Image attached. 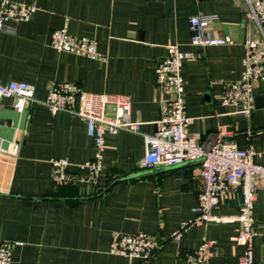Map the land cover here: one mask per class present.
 Returning a JSON list of instances; mask_svg holds the SVG:
<instances>
[{
	"label": "crops",
	"instance_id": "crops-1",
	"mask_svg": "<svg viewBox=\"0 0 264 264\" xmlns=\"http://www.w3.org/2000/svg\"><path fill=\"white\" fill-rule=\"evenodd\" d=\"M34 4L28 21L9 20L0 29V81H22L35 88V102L19 113L14 99L0 108V141L18 147L13 157L0 153V239L15 243L12 264H187L188 254L210 241V264H238L245 246L237 240V223L195 222L200 193L198 162L141 169L143 134H154L162 94L157 88L158 60L169 47L200 54L185 60L186 114L189 131L212 147L221 132L225 141L255 152L264 166V81L254 88L255 108L245 118L224 106V85L239 80L245 41L260 37L246 17L247 0H12ZM217 17L208 37L232 43L191 45L189 19ZM97 42L101 60L61 52L50 45L55 30ZM75 83L84 92L127 96L131 118L141 133L121 130L105 137L104 167L94 186L53 182L52 159L67 158L70 171L95 153L92 128L66 112L52 115L42 104L59 83ZM115 109L109 106L107 116ZM241 190L223 200L214 213L237 215ZM257 236L254 259L264 264V191L254 207ZM180 232V237L174 233ZM114 233H145L160 248L149 262L112 255Z\"/></svg>",
	"mask_w": 264,
	"mask_h": 264
},
{
	"label": "built area",
	"instance_id": "built-area-1",
	"mask_svg": "<svg viewBox=\"0 0 264 264\" xmlns=\"http://www.w3.org/2000/svg\"><path fill=\"white\" fill-rule=\"evenodd\" d=\"M246 17L255 21L260 37L245 41L246 54L239 80L224 85L221 103L235 107L245 118H250L255 108V86L264 81V0H247ZM34 4H21L12 0H0V29L9 20L28 21L36 12ZM215 15H198L189 19L190 43L196 47L232 43L230 37H208L207 29L216 20ZM50 45L58 51L68 52L94 60H101L97 42L85 36L72 35L66 28L55 30ZM201 57L189 51H181L176 45L169 47L168 55L158 60L155 74L157 88L162 94L160 116L155 122L154 134H143L145 155L141 169L175 167L186 162H198L200 193L198 205L193 209L195 222L237 223V240L245 246L238 264H257L254 259L255 228L254 207L258 192L264 191V166L254 162L255 152L243 150L237 144L225 141L221 132L217 142L206 149L198 133L189 131L190 118L186 114L185 87L182 75L185 60ZM35 88L22 81H0V108L4 99H14L13 108L24 112L35 102ZM52 115L66 112L89 123L95 140V153L91 160L79 165L80 172L70 171L67 158L52 159L53 182L56 186L97 184L104 167L105 137L121 130L141 133L142 123L131 118V101L127 96L116 94H93L84 92L75 83H59L53 86L41 102ZM113 106L115 114L107 116ZM19 147L12 142L4 149L0 141V153L17 156ZM241 190L242 203L237 215L219 216L214 213L225 199ZM180 237V232L174 233ZM15 243L0 239V264H12ZM213 243L206 241L197 250L188 254L187 264H210ZM159 242L145 233H114L109 252L112 255L129 257L144 262L151 261Z\"/></svg>",
	"mask_w": 264,
	"mask_h": 264
}]
</instances>
